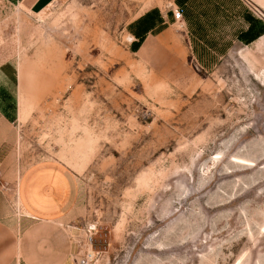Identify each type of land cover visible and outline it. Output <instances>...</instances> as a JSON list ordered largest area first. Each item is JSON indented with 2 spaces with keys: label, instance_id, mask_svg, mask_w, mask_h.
<instances>
[{
  "label": "rangeland",
  "instance_id": "obj_1",
  "mask_svg": "<svg viewBox=\"0 0 264 264\" xmlns=\"http://www.w3.org/2000/svg\"><path fill=\"white\" fill-rule=\"evenodd\" d=\"M33 1L0 0V264H264V0Z\"/></svg>",
  "mask_w": 264,
  "mask_h": 264
},
{
  "label": "crops",
  "instance_id": "obj_2",
  "mask_svg": "<svg viewBox=\"0 0 264 264\" xmlns=\"http://www.w3.org/2000/svg\"><path fill=\"white\" fill-rule=\"evenodd\" d=\"M53 1L55 0H34L33 1V6H35L36 4H39L41 6L43 5H49L50 3H52ZM173 19V17H172ZM182 20V19H181ZM179 23V22H178ZM22 178V177H21ZM20 178V180H21ZM20 180L18 181L17 183V186H14L12 184H5V186H3V190L5 192L7 191H14V190H17V195H18V201L19 203H21V193H23V186L25 184H22V182H20ZM4 196V194H3ZM23 209L26 211L25 207H23ZM28 215H25V216H20L17 221H18V224H17V232H18V235L22 232V231H25L28 230L30 231V228H32L33 225H35L36 223L33 222L34 220H38L36 218V216L34 215H31L30 213H27ZM50 220L49 221H45L46 223H49V225H51V223L53 222L54 218H49ZM1 220V219H0ZM33 220V221H32ZM32 224V225H31ZM28 225V227H27ZM9 232L11 233L12 236H15L13 235L14 233V230L12 231L11 229L9 230ZM12 252V256L11 258H9V260L7 262L3 261V264H22V261H23V258L22 256H20V249L18 248V246H15L14 250L11 251ZM1 259V258H0ZM47 260V258H45ZM2 260V259H1ZM42 260V259H41ZM41 261L39 260H36V259H32L30 261H28L29 264L33 263V264H40ZM47 263L45 264H52V261L49 260V261H46Z\"/></svg>",
  "mask_w": 264,
  "mask_h": 264
},
{
  "label": "built area",
  "instance_id": "obj_3",
  "mask_svg": "<svg viewBox=\"0 0 264 264\" xmlns=\"http://www.w3.org/2000/svg\"><path fill=\"white\" fill-rule=\"evenodd\" d=\"M172 17H173V20L178 23L181 21L182 19V13L179 9L175 8L172 10ZM0 178H1V173H0Z\"/></svg>",
  "mask_w": 264,
  "mask_h": 264
}]
</instances>
